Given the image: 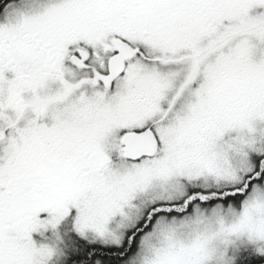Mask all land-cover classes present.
Segmentation results:
<instances>
[{
    "label": "snow or ice",
    "instance_id": "1",
    "mask_svg": "<svg viewBox=\"0 0 264 264\" xmlns=\"http://www.w3.org/2000/svg\"><path fill=\"white\" fill-rule=\"evenodd\" d=\"M0 264H264V0H0Z\"/></svg>",
    "mask_w": 264,
    "mask_h": 264
}]
</instances>
